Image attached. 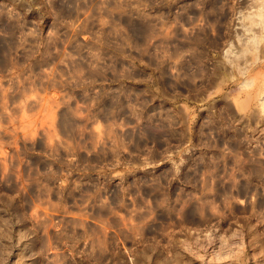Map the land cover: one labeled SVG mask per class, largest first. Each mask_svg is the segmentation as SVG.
Listing matches in <instances>:
<instances>
[{
	"label": "rangeland",
	"instance_id": "1",
	"mask_svg": "<svg viewBox=\"0 0 264 264\" xmlns=\"http://www.w3.org/2000/svg\"><path fill=\"white\" fill-rule=\"evenodd\" d=\"M251 1L0 0V264H264Z\"/></svg>",
	"mask_w": 264,
	"mask_h": 264
},
{
	"label": "bare ground",
	"instance_id": "2",
	"mask_svg": "<svg viewBox=\"0 0 264 264\" xmlns=\"http://www.w3.org/2000/svg\"><path fill=\"white\" fill-rule=\"evenodd\" d=\"M251 2H253L252 3V5L253 6H258V5H261V4H263V0H261L260 2L258 1V0H254V1H251ZM251 26H252V24H251ZM264 26V25H263ZM263 29V28H262ZM228 35V34H227ZM262 54H264V53H262ZM261 54V55H262ZM240 59V58H239ZM238 60V59H237ZM226 62V61H225ZM230 64V63H229ZM264 64V63H263ZM226 65L227 64H225V67L223 68V69H225V70H227L228 71V67L226 68ZM257 65V64H256ZM228 66V65H227ZM232 66V65H231ZM264 66V65H263ZM256 68V67H255ZM257 68H258V66H257ZM231 69V68H230ZM253 69V68H252ZM259 70H260V68H258ZM258 70V71H259ZM264 70V67H263V69H262V72H264L263 71ZM221 71H222V69H221ZM226 71V72H227ZM240 71V70H239ZM259 74V73H258ZM258 74H256V75H258ZM261 74V73H260ZM263 75H264V73H263ZM253 77H255V76H253ZM253 79V78H252ZM236 81V80H235ZM252 81H254V80H252ZM244 88V87H243ZM242 87L241 88H239V89H243ZM246 88V87H245ZM238 89V90H239ZM237 90V91H238ZM246 92V91H245ZM237 93H240V96L241 95H243V91L242 90H239ZM262 94H264V76L262 77V80L260 81V84L258 85V87H257V89H256V91H255V93L254 94H246V96L244 97V101H246L247 102V100L248 101H258V99H259V97L262 95ZM262 97V96H261ZM260 97V98H261ZM243 98V97H242ZM240 99V98H239ZM260 100H262V98L260 99ZM250 101V102H251ZM242 104H243V102L241 101V102H236V106H237V112L235 111V113H232L231 112V108H230V105H229V103H228V101H225V103H224V109H225V112H226V114L227 115H229L230 117H231V120L233 121V119H236V113L238 114V112H242V111H244L245 109V105L244 106H242ZM258 105V104H257ZM253 109V111L251 110V113L250 114H247L246 113V115H248V118L244 121V124L243 125H241L240 126V128H237V127H235V128H233V134L236 136V137H239V135H241L242 133H243V131L244 130H250V131H252V132H254V133H258V130H262L263 128H264V126L263 127H261L262 125H261V123L259 122V120H261V118L260 117H258V115H257V113L258 112H256V110H255V108L253 107L252 108ZM260 111L261 112H263L264 113V100H262V103L260 104ZM243 113V112H242ZM257 116H256V115ZM240 115V114H239ZM233 118V119H232ZM245 118V117H244ZM240 119V121H242L241 120V118H239ZM255 123V127L254 128H252V126H251V123ZM231 128V127H230ZM221 130H223V132L224 133H227V131L224 129V128H220ZM230 130H232V129H230ZM245 132V131H244ZM247 132V131H246ZM256 139L258 140V138L256 137ZM257 151V150H256Z\"/></svg>",
	"mask_w": 264,
	"mask_h": 264
}]
</instances>
